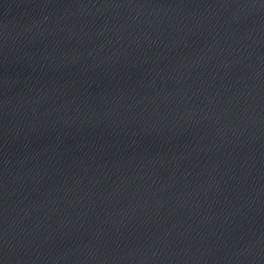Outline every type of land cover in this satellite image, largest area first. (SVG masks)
I'll list each match as a JSON object with an SVG mask.
<instances>
[{"label": "water", "instance_id": "95a60500", "mask_svg": "<svg viewBox=\"0 0 264 264\" xmlns=\"http://www.w3.org/2000/svg\"><path fill=\"white\" fill-rule=\"evenodd\" d=\"M0 264H264V0H0Z\"/></svg>", "mask_w": 264, "mask_h": 264}]
</instances>
